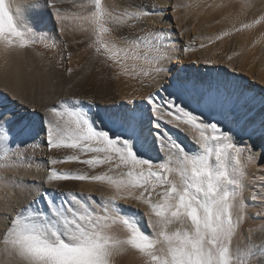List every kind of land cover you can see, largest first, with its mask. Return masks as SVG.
Returning <instances> with one entry per match:
<instances>
[{
	"label": "snow or ice",
	"instance_id": "obj_1",
	"mask_svg": "<svg viewBox=\"0 0 264 264\" xmlns=\"http://www.w3.org/2000/svg\"><path fill=\"white\" fill-rule=\"evenodd\" d=\"M28 7L45 10L53 27L21 24L11 0H0V56L19 55L39 44L59 50L56 65L70 64L72 53L63 37L71 29L84 34L77 42H86L92 58L109 70L110 80L157 86L139 98L133 95L119 104L113 100L115 110L103 115L91 112V107L85 111V104L97 105L75 96H59L37 106L36 84L29 86V94L0 93L36 118L49 154L43 177L26 182L15 176L33 166L35 158L29 153L36 149L19 138L20 113L0 110V172L5 173L0 187L14 190L0 192L13 208L0 233V264H112L113 257L127 249L136 251L144 264H264V225L244 229V243L237 239L248 219V205H264V142H254L252 135L241 137L228 122L223 108L231 96L227 82L223 93L218 86L215 96L209 91L199 93L195 101L186 98L188 85L168 75L174 29L149 23L153 17L161 23L175 21L179 18L167 14L190 5L183 0H173L167 8L153 0H34ZM262 22L264 14L250 23L233 24L208 41L215 43ZM37 55L43 59V53ZM74 71L66 67L64 76ZM165 77L168 83L161 82ZM214 103L221 104L218 113L205 110ZM259 133L264 138V121ZM148 147L157 150L156 158L146 155ZM66 163L77 167H56ZM250 169L261 173L259 187L251 191ZM70 181L99 183L110 195L93 197L66 189L63 182ZM16 190L31 199L17 205L12 201ZM121 201H132L146 211ZM253 218L264 220V211Z\"/></svg>",
	"mask_w": 264,
	"mask_h": 264
},
{
	"label": "bare ground",
	"instance_id": "obj_2",
	"mask_svg": "<svg viewBox=\"0 0 264 264\" xmlns=\"http://www.w3.org/2000/svg\"><path fill=\"white\" fill-rule=\"evenodd\" d=\"M33 2L34 0H11L12 10L18 22L21 24L27 22L40 29L51 30L53 21L50 15L43 9L36 11L28 7ZM39 2L43 3V0ZM74 2L83 3L86 0H74ZM104 2L119 4L122 0H104ZM153 2L167 8L173 0H153ZM183 2L190 7L167 14L179 19L166 20L161 23L159 17H153L149 21L154 28L174 29L172 31L174 41L171 48L172 61L167 65L171 71L168 75H174L188 85L189 90L185 95L193 101L198 99L201 92L210 91L215 96L218 86L223 93V83L227 82L231 96L223 108L228 122L241 137L247 139L249 135H252L254 142H264V138L259 133L261 122L264 121V22L240 32L233 31L230 36L215 41V43L208 41L209 37L214 38L220 31L232 28L233 24L239 26L241 22L250 23L260 14H264V0H183ZM244 4L251 5V7L245 9ZM64 7H69V5L66 4ZM63 39L67 41L66 50L72 53L70 64L65 61L62 65H56L55 60L59 57V50L55 52L46 50L43 45L39 44L34 50L19 55L7 58L0 56V93L6 92L11 96L18 93L29 94L31 91L29 86L36 84L39 86L38 95L35 97L37 106L42 103L50 104L59 96H75L85 101L93 100L97 106L85 104L84 110L88 111L91 107V112L103 115L115 110L113 100L119 104L133 95L139 98L155 90L157 86L155 84L152 88H145L135 81L125 83L121 79L110 80L109 70L92 58L91 50L87 48L86 42H77L84 39L83 33L68 29ZM201 43L207 44V47L201 48L199 46ZM186 45L192 46L190 50H183V46ZM37 53H43V59ZM229 56L232 57L231 60L228 59ZM49 58H52L53 63H49ZM205 61L214 63L207 64ZM66 67L76 69L71 77L64 76ZM97 68L100 69L99 72L96 71ZM81 76L84 80L78 81ZM161 82L168 83L169 81L165 77ZM70 83L71 88L68 87ZM129 83L134 87H129ZM29 98L31 99V96ZM193 106L197 105L193 103ZM2 109H15L20 113L23 118L21 125L23 131L19 132V138L28 140L29 147L36 149L29 153L35 158L33 166L13 174L26 182L38 180L46 173L45 159L46 155H49L41 125L34 116L13 105L9 96L4 94H0V110ZM220 109V103L205 107V110L210 113H218ZM220 118L217 116V119ZM185 143H188V140H185ZM160 154L163 155V150H160ZM50 155L58 154L51 153ZM146 155L156 158L157 150L148 147ZM56 167L74 170L77 165L66 163ZM4 174L0 172V175ZM253 176L256 179H252ZM260 176L261 173L255 169L249 170V191L254 187H259ZM63 186L66 189L91 194L93 197L110 195V192L99 183L70 181L63 182ZM4 191L11 193L14 190L0 187V192ZM29 199H31L30 195L19 190H16V195L12 197V201L17 205L26 204ZM120 203L131 209H138L140 212L146 211L143 206L132 201H121ZM12 211V205L0 196V233H3L8 225L6 214ZM261 211H264V205H248V219L241 229V235L237 238L240 243H244V229H259L261 225H264V220L253 218L255 213ZM119 231L117 229L118 234ZM256 240L257 243L260 242L259 236ZM112 264H144V262L136 251L127 249L113 257Z\"/></svg>",
	"mask_w": 264,
	"mask_h": 264
}]
</instances>
